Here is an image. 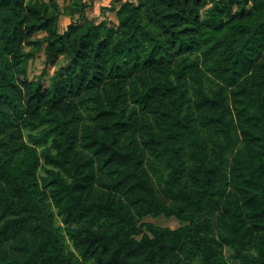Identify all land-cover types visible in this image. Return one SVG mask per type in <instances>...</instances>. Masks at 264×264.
<instances>
[{"label": "trees", "instance_id": "1", "mask_svg": "<svg viewBox=\"0 0 264 264\" xmlns=\"http://www.w3.org/2000/svg\"><path fill=\"white\" fill-rule=\"evenodd\" d=\"M66 1L0 0V264H264V0Z\"/></svg>", "mask_w": 264, "mask_h": 264}, {"label": "rangeland", "instance_id": "2", "mask_svg": "<svg viewBox=\"0 0 264 264\" xmlns=\"http://www.w3.org/2000/svg\"><path fill=\"white\" fill-rule=\"evenodd\" d=\"M91 4V7L86 11V17L88 19L93 20L94 22H100L104 18H106L108 21L115 22L114 19V13H108L106 11H102L101 8H106L109 6V3L111 0H88ZM57 2L64 6L68 3V1L64 0H57ZM76 19V17H74ZM71 22V19L69 17H60L59 19V30L60 32H63L66 28V26ZM44 56L43 54H39L38 57L33 61L30 62L28 65V72L27 77L29 80H34L37 76H39L43 70L44 67ZM54 69L49 68L48 69V75L44 78L43 84L44 86L48 85L47 79L49 76L53 74ZM143 222L146 223H154L157 226L161 227H168L170 229H175L179 226L177 221L173 218L167 219L163 216H159L157 218H151L147 217ZM227 252V251H226Z\"/></svg>", "mask_w": 264, "mask_h": 264}]
</instances>
